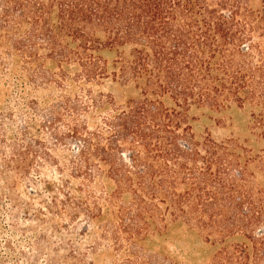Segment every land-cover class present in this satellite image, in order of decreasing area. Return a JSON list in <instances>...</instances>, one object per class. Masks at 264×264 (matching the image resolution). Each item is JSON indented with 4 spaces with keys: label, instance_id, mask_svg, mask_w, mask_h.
Instances as JSON below:
<instances>
[{
    "label": "trees",
    "instance_id": "obj_1",
    "mask_svg": "<svg viewBox=\"0 0 264 264\" xmlns=\"http://www.w3.org/2000/svg\"><path fill=\"white\" fill-rule=\"evenodd\" d=\"M232 107L247 137L196 138ZM0 234V264H264V0H0Z\"/></svg>",
    "mask_w": 264,
    "mask_h": 264
},
{
    "label": "rangeland",
    "instance_id": "obj_2",
    "mask_svg": "<svg viewBox=\"0 0 264 264\" xmlns=\"http://www.w3.org/2000/svg\"><path fill=\"white\" fill-rule=\"evenodd\" d=\"M258 0H250L251 6H256ZM105 90L112 92L119 100L125 98V93L121 90L115 88L110 84H106ZM36 92L29 94V97H34ZM192 114L195 116L196 120L192 123L193 133L196 138L200 139L206 134H209L212 138L220 140L223 138H239L243 139L248 136V122H249V110L246 108H235L222 112L220 114H208L200 110H193ZM8 235L0 234V255L3 256L7 254L2 251V242L3 240H8ZM13 245L17 250L24 249V242H18V237L14 236L11 238ZM17 243V244H16ZM162 248L168 250L173 254H177L180 261H186L198 256V252L203 251V246L200 241L195 240L194 237H191L183 232L182 229L173 230L171 235L167 238L165 242H162ZM185 257V259H184ZM8 260V259H6ZM5 260V261H6ZM12 262V260H11ZM110 258L99 255L95 258L96 264H109ZM196 262L197 261L196 259ZM24 261H20V264H23ZM8 264V263H7Z\"/></svg>",
    "mask_w": 264,
    "mask_h": 264
}]
</instances>
